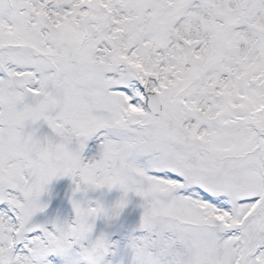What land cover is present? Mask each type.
Listing matches in <instances>:
<instances>
[{"label":"snow or ice","instance_id":"1","mask_svg":"<svg viewBox=\"0 0 264 264\" xmlns=\"http://www.w3.org/2000/svg\"><path fill=\"white\" fill-rule=\"evenodd\" d=\"M0 264H264V0H0Z\"/></svg>","mask_w":264,"mask_h":264}]
</instances>
